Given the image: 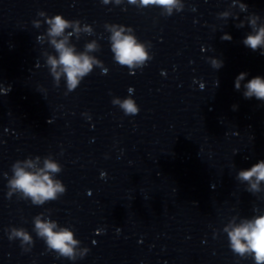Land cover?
Wrapping results in <instances>:
<instances>
[{
    "label": "water",
    "instance_id": "obj_1",
    "mask_svg": "<svg viewBox=\"0 0 264 264\" xmlns=\"http://www.w3.org/2000/svg\"><path fill=\"white\" fill-rule=\"evenodd\" d=\"M262 29L264 0H0V264H258L231 234L264 217V179L241 176L264 164V98L245 95ZM116 31L147 58L120 64ZM61 42L92 63L72 88ZM17 169L63 191L34 202ZM37 221L71 232L72 253Z\"/></svg>",
    "mask_w": 264,
    "mask_h": 264
},
{
    "label": "clouds",
    "instance_id": "obj_2",
    "mask_svg": "<svg viewBox=\"0 0 264 264\" xmlns=\"http://www.w3.org/2000/svg\"><path fill=\"white\" fill-rule=\"evenodd\" d=\"M107 2V0H105ZM135 2V0H130ZM143 5L159 4L163 6H171L176 3V0H141ZM52 24L51 34L59 35L63 30L68 27V22L56 16ZM113 50L116 53V60L122 65L132 66L134 62L143 61L147 58L143 47L136 43L132 36L122 35L121 31L114 32L112 36ZM264 42V29L256 36H249L245 43L255 49L258 45ZM57 49L61 52L60 63L64 65V70L67 73L69 87H75L77 84V76H83L88 73L92 68V63L87 56H76L72 50L66 49L63 42L56 45ZM92 45H89L91 48ZM53 65L57 62L50 61ZM237 87L239 85L237 84ZM248 92L246 96H251L253 93L258 98H264V80L259 77L254 78L247 85ZM125 110V114L135 115L139 112L135 103L131 99H126L121 104ZM46 167L52 171H57V165L54 163H47ZM252 175H257L258 179H264V164L254 167L250 172H242L241 176L248 179ZM12 186L22 190L26 195L33 197L34 202H42L43 199L54 198L57 191H63L59 183H53L48 175H36L25 172L22 169L16 170V178L11 181ZM55 227L53 223H41L37 221L36 228L39 230V235L47 237V244L58 250L61 254L70 255L73 251L70 245L75 241L72 239V233L68 231L53 232ZM16 236L23 237L25 241L30 237L23 231H15ZM11 239V237H10ZM241 239L246 240L247 244H242ZM233 247L238 252H245L251 249L256 253V259L259 262L264 261V217L257 219L254 223L247 224L243 227L237 228L231 234Z\"/></svg>",
    "mask_w": 264,
    "mask_h": 264
}]
</instances>
